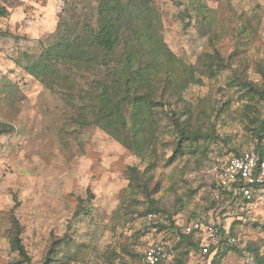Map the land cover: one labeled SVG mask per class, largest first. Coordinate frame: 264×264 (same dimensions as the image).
Wrapping results in <instances>:
<instances>
[{
    "label": "rangeland",
    "instance_id": "1",
    "mask_svg": "<svg viewBox=\"0 0 264 264\" xmlns=\"http://www.w3.org/2000/svg\"><path fill=\"white\" fill-rule=\"evenodd\" d=\"M0 5L8 11L0 18V122L14 127L0 138V264H139L144 244L159 234L144 217L152 202L182 221L213 210L218 171L235 151L255 150L253 122L264 118V97L248 88L264 93V0L153 2L164 42L194 70L181 99L158 97L169 115L154 111L158 160L151 166L94 125L75 124L65 88L50 89L18 66L53 43L62 14L95 24L97 0ZM67 73L76 96L95 77ZM171 110L208 134L197 155L174 153ZM126 118L131 128L130 110ZM248 216L264 223V196ZM14 221L30 263L11 247ZM259 234L242 229L238 247ZM242 262L234 250L221 264ZM189 264L207 263L192 252Z\"/></svg>",
    "mask_w": 264,
    "mask_h": 264
},
{
    "label": "trees",
    "instance_id": "2",
    "mask_svg": "<svg viewBox=\"0 0 264 264\" xmlns=\"http://www.w3.org/2000/svg\"><path fill=\"white\" fill-rule=\"evenodd\" d=\"M154 1L97 0L95 24L87 21L80 23L75 17L70 18L62 14L53 43L39 55L25 54L24 59L18 64L26 74L48 88L53 89L54 86L65 88L68 98L73 99L70 100V105L77 111L76 118L72 119L75 124L82 128L94 125L103 130L142 159L149 158L150 166L158 160L155 150L157 140L154 139L156 135L149 130L154 111L160 106L159 109L165 111V115H169L158 97H162L164 101L166 98H174L173 96L181 99L187 88V77L194 70V67L179 60L164 42L159 32L162 28L161 16L153 6ZM197 10L201 11V6ZM7 15V9L0 5V18ZM77 71L92 72L95 77L89 83L88 89H81L76 96L75 83L67 72L77 74ZM248 88L251 92L264 97V93L255 90L252 85ZM129 110L133 122L131 128L128 127L126 118ZM170 113L171 125L178 141L174 153L184 155L185 151H188L192 155H197L200 152V143L209 137L208 134L203 133L201 129L192 131L190 120L182 122L180 114L172 110ZM255 123H258V126L252 129L256 140L254 151L260 160H263L264 118H256L253 124ZM13 131L12 125L0 122V138ZM242 153L235 151L231 156H239ZM215 190L216 180L214 196L207 210L216 209L229 201V195L226 193H223L220 200L216 199ZM259 190L264 191V183L255 188L254 201ZM148 214H160L167 219V223L155 219L148 220ZM175 215L155 208L152 202L144 217L145 221L158 232H163L167 236L170 233L179 236L178 240L172 239L171 249L176 253L172 264H189L192 252L194 255L199 253L200 238L195 234L185 233L184 227L199 216L182 221ZM248 226L260 231L258 238L249 240L245 248L222 241L210 264H221L225 256L234 250L240 252L243 260L245 253H248L258 264H264V223L243 225L237 222L233 225L231 234L239 238L240 231ZM19 229V224L14 221L11 247L23 261L30 263ZM69 244L67 242L64 246L70 248ZM147 246L148 242L144 244L139 264H143L144 249ZM68 259L72 257L69 256ZM45 263L55 262L48 258ZM58 264L64 263L59 260Z\"/></svg>",
    "mask_w": 264,
    "mask_h": 264
},
{
    "label": "built area",
    "instance_id": "3",
    "mask_svg": "<svg viewBox=\"0 0 264 264\" xmlns=\"http://www.w3.org/2000/svg\"><path fill=\"white\" fill-rule=\"evenodd\" d=\"M263 183L264 159L260 160L254 150L230 157L217 174L215 190L216 199L220 200L223 193H226L229 201L208 214L194 218L184 227L185 233L195 234L200 238V250L195 253L196 256L205 258L206 263L210 264L222 241L233 246L239 245V238L231 234L232 227L237 222L243 225L249 223L251 218L248 215L254 204L264 196V191L259 190L254 201L255 188ZM147 219L167 223V219L160 214H148ZM154 230L159 234L144 249L143 264H172L176 256L171 249L172 239L178 240L179 236L170 233L168 236H172V239H169L165 233L158 232L155 228ZM243 264L258 263L252 255L245 253Z\"/></svg>",
    "mask_w": 264,
    "mask_h": 264
}]
</instances>
